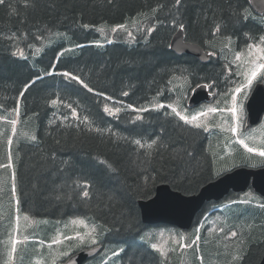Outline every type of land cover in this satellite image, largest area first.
<instances>
[{
	"label": "trees",
	"instance_id": "1",
	"mask_svg": "<svg viewBox=\"0 0 264 264\" xmlns=\"http://www.w3.org/2000/svg\"><path fill=\"white\" fill-rule=\"evenodd\" d=\"M136 22L139 33L130 37L121 29L107 40L110 28ZM180 24L187 41L219 58L228 54L229 38L242 48L264 35L263 17L249 0H180L179 5L175 0H32L28 7L25 0H6L0 5V117L21 108L15 133L0 126V264H10L16 214L60 221L91 218L111 229L102 244L123 246V264H182L185 259L204 264L202 253L211 239L204 241L203 234L199 244L168 263L142 242L148 227L141 222L138 202L152 198L158 184L189 196L213 182L217 176L208 134L165 110L145 111L140 121L132 112L113 117L104 111L109 100L141 108L178 76L193 78L192 85L219 82V58L202 64L171 51V36ZM217 25L220 31L213 36ZM64 72L80 77L93 91ZM135 139L158 143L142 149L132 143ZM85 183L90 186L87 198L82 195ZM241 206L246 209L239 218L231 214ZM228 207L230 229L253 228L231 264H259L264 200L257 206L237 201ZM211 209L203 207L195 226Z\"/></svg>",
	"mask_w": 264,
	"mask_h": 264
},
{
	"label": "rangeland",
	"instance_id": "2",
	"mask_svg": "<svg viewBox=\"0 0 264 264\" xmlns=\"http://www.w3.org/2000/svg\"><path fill=\"white\" fill-rule=\"evenodd\" d=\"M264 20V17H263ZM137 22L134 23L132 27L125 28L128 33H131V36L139 33L140 29L137 26ZM113 29V28H112ZM112 29H109L107 33H118L120 29H117L116 32H113ZM137 32V33H136ZM130 36V37H131ZM259 43V42H258ZM227 44V43H226ZM230 52L236 47L237 43L234 39L228 40ZM227 44V45H228ZM248 48L242 50L241 61H235L236 52H231L225 59L226 75L224 73L220 74L221 80H227L229 85L224 87L221 91L212 83L213 87L211 88V93L215 91L214 98L210 103L203 104L198 109H195L193 112L187 110V103L190 99L192 90L188 95L187 87H191L190 80L185 77L178 79L176 84L172 85L171 88V102L169 105L176 107L178 111H181L182 114L191 117V115L197 114L200 111H206L208 107H216L218 109H223V111H217L215 113H209L207 116H201L199 118V123H207L210 125L207 134H209V143L208 147L211 152L212 158L215 162V176H220L225 173H228L234 169H237L241 166H261L264 165V158L258 154L259 151L264 150V118L262 122L255 128L247 130L246 128V116L247 111L245 110L249 94L259 78L264 80V74L258 76L257 79L253 82L250 89L247 90V96L245 97L242 92L237 96V113L233 117L232 113L228 109L232 106L231 101V90L234 89L240 82L243 80V76H237L234 73L236 71L243 72L244 69L249 66L244 64V61L250 59L248 56ZM214 56V55H213ZM230 66V67H229ZM264 82V81H263ZM193 88V87H192ZM218 94V96H217ZM108 107L114 110L115 108H121V111L128 110L130 108L123 107L119 104L107 102ZM151 105L154 104V102ZM149 107V105H148ZM155 107V106H154ZM171 109V107H169ZM19 114L17 115L16 111L6 114L0 118V122H9L10 127L12 128L10 120L15 119L18 122L20 121V107H18ZM131 110V109H130ZM172 112V111H171ZM136 116H140L141 112H135ZM118 114V113H115ZM2 124L0 123V126ZM196 128L194 124H189ZM232 127H236L237 131L233 133L231 131ZM204 130L202 127L198 128ZM239 140H244V142L252 148L257 149L255 152H248L247 149L239 143ZM251 154L258 155L259 157L252 158ZM246 196L241 198V200L247 201V203L253 206H257L259 199L254 195L251 196V193L245 194ZM232 201H226L225 204L218 206V211L216 213L206 217L202 221V227L198 229V232H202V228L206 227L204 230L206 237H212L211 241L208 242L206 248L203 250L202 262L204 264H231V261L239 257L243 251L242 239L243 237L248 239L253 234V228L249 227L247 230H244L242 227H234L230 229L227 226L226 210L229 208V205H233ZM246 208L240 207L236 210H233L231 214H236L239 218L240 213H242ZM254 210H250L249 214H252ZM22 217H18V220H22V225L18 224L16 228V235L11 239L10 242L17 241L16 248L17 251L12 253L13 260L11 264H58V261H62L75 252H78L85 248H90L94 245L84 244L80 247H74L78 241H66L63 240L65 235L74 236L77 231L83 234L86 229L82 226H76L71 224V220L67 221H51L43 219H31L25 221ZM76 219V218H75ZM84 219L89 227L102 225L101 223L95 222L91 218H80ZM105 229H107L105 227ZM98 227V232L101 233L98 237L99 242H101L106 235L107 231ZM235 232V236H231V233ZM27 237V239H25ZM61 239V244H52L55 239ZM141 241L146 244H157L163 251L164 259H172L173 256L179 254L178 246L179 244H187L186 237L181 239L180 232L173 228H152L144 232L141 235ZM98 242V243H99ZM52 244V247L49 248L48 245ZM12 245V244H11ZM123 246L119 245H110L106 247L105 250L100 253L99 257L93 261H89L87 264H94L100 260L106 258L104 264H121L119 256L122 252L120 249ZM11 250V249H9ZM69 251L70 255L67 257L60 256L59 254ZM113 251L119 253L118 256L113 255ZM161 253V251H159ZM182 264H189L185 259ZM232 264H236L235 262Z\"/></svg>",
	"mask_w": 264,
	"mask_h": 264
},
{
	"label": "water",
	"instance_id": "3",
	"mask_svg": "<svg viewBox=\"0 0 264 264\" xmlns=\"http://www.w3.org/2000/svg\"><path fill=\"white\" fill-rule=\"evenodd\" d=\"M255 12L264 13V0H250ZM184 32L179 31L173 41L172 48L178 54H187L198 58L203 63L209 61L210 56L203 48L184 41ZM247 103V126L253 127L260 122L264 114V85H258ZM207 87L197 88L189 102L191 108L208 101ZM252 186L256 193L264 196V168H238L217 180L205 185L198 194L184 196L174 191L169 185L161 184L156 188L155 196L148 201H141L139 208L142 222L148 225H169L181 230H188L194 224V219L207 202L220 201L229 193L246 192ZM99 249H91L75 255L68 264H83L84 261L95 256ZM260 264H264V256Z\"/></svg>",
	"mask_w": 264,
	"mask_h": 264
},
{
	"label": "snow or ice",
	"instance_id": "4",
	"mask_svg": "<svg viewBox=\"0 0 264 264\" xmlns=\"http://www.w3.org/2000/svg\"><path fill=\"white\" fill-rule=\"evenodd\" d=\"M5 3H6V0H0V5H4ZM175 3L177 5H179L180 4V0H175ZM28 6H32V0H25V7H28ZM12 11H13V13H16L17 9L13 7ZM245 12H247L246 9H245ZM239 19H240V17L237 16V20H239ZM243 19L247 20L248 16L245 15L243 17ZM82 27L87 28L88 25H82ZM125 27H126L125 25L120 24V25H117L116 27H114L112 29V31L116 32L117 29H125ZM179 28H180L181 31H183L184 30V25L180 24ZM153 30L154 29L150 28L149 32H152ZM219 31H220V26L217 25L215 30L213 31L212 35L215 36ZM128 35L131 36V33H128ZM11 38L15 39L16 38L15 34H13ZM247 48L249 50L248 51V56L250 57V59L244 61V64L249 65V66H247L244 69L243 72L236 71L234 73L237 76H241L242 75L243 76V80L237 86H235L234 89L231 90L232 106H231L230 109H228V111H230L232 113L233 117H235L236 113H237V96L243 92L245 97H246L247 96V90L251 88L253 82L257 79L258 76H261L262 74H264V35H261L259 37V43H249V44H247ZM12 54L15 56L17 53L13 52ZM20 54L23 55L22 52ZM207 55L212 56V55H214V53H208ZM235 61H237V62L241 61V53L240 52L236 53ZM63 76L69 78L71 81H75L76 83L81 84L89 92L93 91V89L90 88L89 85L87 83H85L80 77H78L76 75H73L71 73H68V72H64ZM37 78L39 79V77H37ZM34 83H35V81H33V84ZM28 87H29L28 85H25V89L24 90L27 91ZM196 87H205V85L197 84ZM19 95L23 96L24 92L23 91L20 92ZM122 95L127 96L128 93L127 92H123ZM51 103H52V105H56L57 104V100L53 99L51 101ZM68 107H71V105H68ZM128 107L133 112H138V111L139 112H145V111H148V109H143V108L137 109V108H134L132 105H129ZM155 107L157 109H159V108H165L166 106L164 104H157V105H155ZM167 107H171L172 113H174L175 116L179 118V120L184 121L186 124H194V126L196 128H201L202 127L204 129V131H208L210 125H208L207 123H203V124L199 123L198 122L199 118L201 116H207L209 113H215L217 111H223V109H218L216 107H208L206 111H200L199 113L191 115V117H189L187 115L182 114L181 111H178L176 107H172L171 105H168ZM14 111H16L17 115L19 114L18 108L14 109ZM104 111L112 113V114H115V113H120L121 112V108H115L114 113H113V110L110 109L107 105H105ZM72 115H73V117H76V115H77L76 114V110L74 108L72 109ZM84 119L87 120V117H85ZM136 120L140 121V120H142V117L138 115V116H136ZM10 123H11V125H13L12 132L15 133L16 132L15 125H16L17 121L15 119H12V120H10ZM231 131L233 133H235L237 131L236 127H232ZM31 139L35 140L36 137L32 136ZM132 143H134L135 145L139 146V148H142V149L143 148L154 149V146L157 145L158 141L156 139H154V140H152L151 143L145 144V143H142L140 139H135L134 141H132ZM239 143L242 144L247 149V151L250 152V153L257 151V149L249 147L244 142V140H239ZM8 144L9 145L12 144V140L11 139L8 140ZM258 154L260 156H264V150L259 151ZM148 155H151V153H148ZM9 159H11V157H9ZM109 167H111V166H109ZM111 170L113 172L116 171L114 168H112ZM77 186L79 187V185H77ZM89 187L90 186L87 183H85L84 186H83L82 195L85 198L90 196V192L88 190ZM12 191H13V193L15 192V186H13ZM23 219L25 221L29 220L28 215H25L23 217ZM71 224L72 225H76V226H82V227H84L86 229V231L83 234H81V232L77 231L74 236L65 235L63 237V240H66V241H73V240L78 241V243L75 244L74 247H80V246H82L84 244L97 245L98 242H99L98 237L101 234V233L98 232V227L101 228V229H105L104 225H97V226L89 227V225L85 222V220L84 219H80V218L72 219L71 220ZM130 227H132V225H130ZM105 230L106 231H111V229H105ZM235 235H236L235 232L231 233V236H235ZM25 239H27V237H25ZM181 239H183V237H181ZM199 239H200V237L197 236L194 240L191 241V243L179 244V247L181 249L189 248L192 245H194L196 243V241H198ZM61 243H62V241L59 238L55 239L52 242V244H61ZM16 244H17V241H13V243L11 245V252L12 253H15L17 251ZM52 244H49L48 247L51 248ZM151 248L154 249V250L161 251L162 255L164 254L162 249L160 248V246H158L155 243L151 244ZM123 251H124V249H120V252H123ZM9 255H11V253ZM59 255L67 257V256L70 255V253H69V251H64V252L60 253ZM113 255L114 256H118L119 253L116 252V251H113Z\"/></svg>",
	"mask_w": 264,
	"mask_h": 264
}]
</instances>
